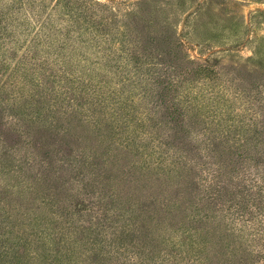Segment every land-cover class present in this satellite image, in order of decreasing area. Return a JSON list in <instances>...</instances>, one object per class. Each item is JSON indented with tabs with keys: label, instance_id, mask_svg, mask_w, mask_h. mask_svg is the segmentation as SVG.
<instances>
[{
	"label": "rangeland",
	"instance_id": "obj_1",
	"mask_svg": "<svg viewBox=\"0 0 264 264\" xmlns=\"http://www.w3.org/2000/svg\"><path fill=\"white\" fill-rule=\"evenodd\" d=\"M96 1L82 17V0L61 8L73 13L66 20L101 22L89 44L96 51L107 38L95 53L108 81L99 94L67 83L68 104L38 73L49 70L21 65L59 0H0V27L10 31L0 49L10 56L0 72V264H183L159 234L181 169L203 174L195 154L212 153L264 176V0ZM164 67L178 75L175 126L159 96ZM151 154L179 161L176 173L164 174L173 163H148ZM135 177L144 195L157 190L160 221L118 193ZM195 187L177 218L170 209L172 226L202 228L206 213L218 215Z\"/></svg>",
	"mask_w": 264,
	"mask_h": 264
},
{
	"label": "trees",
	"instance_id": "obj_2",
	"mask_svg": "<svg viewBox=\"0 0 264 264\" xmlns=\"http://www.w3.org/2000/svg\"><path fill=\"white\" fill-rule=\"evenodd\" d=\"M82 1L78 5L81 17L83 13L88 12L87 10L91 5L98 3L96 0ZM143 1L137 0L136 3ZM67 3L68 0H59L57 7L53 8L49 18L50 22L40 24V32L32 39L33 43L28 47L21 65L23 68L32 67L34 74L37 69L49 70L50 75L44 73L43 70L38 73L46 76L47 81L54 84L55 92H59L56 93L59 100L64 99L65 102L71 104L74 99L69 93L70 87L67 83H70L72 88H82L92 94L103 92L101 90L102 85L104 87L108 80L102 83L99 79L98 70L101 63L98 61L99 58L97 59L95 52H99L101 44L108 43V40L107 38L103 41L99 40V45L95 51L89 42L91 40L97 41L95 36L101 22L90 13L88 18L83 17L82 24L76 23V19L74 21L66 20L63 16L70 13L67 11L68 8L65 12L61 6L65 7ZM43 5L45 4L42 3L39 7L42 8ZM28 20L24 19L25 26L28 24ZM7 30L8 28H4L1 24L0 49L2 39L10 32ZM17 41H20V37ZM108 48L112 53V46ZM36 59L41 63L36 64ZM9 61V53L7 51L1 52L0 72ZM17 71L21 73L20 66ZM176 71V68L164 67L163 75L157 79L163 88L159 96L161 103L166 108L165 116L172 121L174 126L180 111H178L177 108L179 107L174 101L176 98L173 95L171 97L169 92L174 91L179 86L178 75H175ZM36 82L37 85L42 84L39 80ZM112 89L119 92V89ZM181 147H185L184 142ZM195 156H197V164L201 167L200 170H203L204 173L188 179L191 173L187 175L186 172H183L185 170L181 169L177 175L181 180H178L176 185L180 193L175 196L170 195L167 198L165 210L168 211L169 215H162L163 218H168V225L165 226L166 220L163 219L164 227L161 228L159 234L164 237L163 241L172 244L176 251L175 254L171 253L173 257L169 258L176 260L181 257L183 264H264V176L262 177L261 173H247L245 169H242L240 166L243 164V159L239 160L240 164L236 166L235 161L230 158L232 166H224L220 161L221 158L218 159V156L212 153L210 158L206 153L201 160L199 154L196 153ZM198 161L200 162L198 163ZM148 163L152 166L160 165L163 171H166L164 168L169 166L168 163H173L167 172H164V174L172 173V175L178 169L177 163L180 164L177 160L171 162L168 157L158 154L156 158H153L151 154ZM123 173L125 175L122 178L130 180L131 172L123 171ZM50 179V176L45 174L39 181L48 183ZM159 179L160 177H158ZM142 182L141 178L135 177L133 181L126 183V188L121 191L118 190V193H123V195H127L140 203L143 206L142 209L149 214V220L152 222L160 221L162 218L160 215L155 217L157 210L155 205L157 202L159 204V194L157 190H152V195H144L143 191L137 190L138 183L141 184ZM194 184H196L195 188H199L198 186L204 188V197L208 200L207 205L213 204V207L219 212L218 215L206 213L205 219L208 223L202 228L190 225L182 227V221L178 227L172 226L173 218L179 216L180 209L185 202V207L187 206V202L190 200L188 196L192 193L191 189ZM160 186L161 184L157 185L156 189ZM135 190L137 191L135 192ZM173 208L174 217L171 219L170 209ZM152 211L153 213L150 215ZM231 238L235 243H239V246H231Z\"/></svg>",
	"mask_w": 264,
	"mask_h": 264
}]
</instances>
